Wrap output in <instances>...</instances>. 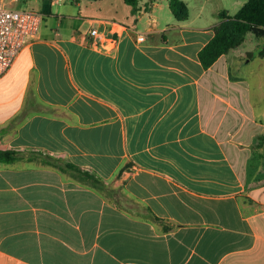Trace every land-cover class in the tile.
I'll list each match as a JSON object with an SVG mask.
<instances>
[{"label":"crops","instance_id":"obj_1","mask_svg":"<svg viewBox=\"0 0 264 264\" xmlns=\"http://www.w3.org/2000/svg\"><path fill=\"white\" fill-rule=\"evenodd\" d=\"M183 1L177 20L164 0H9L43 22L0 77V149L22 152L0 161V264H264V156L245 147L264 110L238 122L214 91L246 36L208 68L198 56L247 0ZM30 92L57 112L10 129Z\"/></svg>","mask_w":264,"mask_h":264},{"label":"trees","instance_id":"obj_2","mask_svg":"<svg viewBox=\"0 0 264 264\" xmlns=\"http://www.w3.org/2000/svg\"><path fill=\"white\" fill-rule=\"evenodd\" d=\"M138 0H126L127 3L135 6ZM153 0H150V2ZM169 6L177 20H184L188 17V6L183 0H168ZM219 23L214 26V35L207 44L199 51L198 56L204 68L210 67L224 53L239 46L248 32L256 37L264 38V0H247L234 14L227 10L218 12ZM252 56L264 57V43L257 53ZM42 110L46 113H56L57 110L50 105L43 103L32 92L28 93L24 106L10 119V129L16 128L33 112ZM257 147L264 145V133L258 136ZM22 153L14 149H0V161H13ZM35 157L41 156L43 162L52 163L61 169L71 170L75 177L86 184L102 190L107 185L106 180L89 171L79 168L70 162H63L61 159L53 158L42 152H30ZM54 159V160H51ZM129 165V164H127ZM123 173L120 168L118 175Z\"/></svg>","mask_w":264,"mask_h":264},{"label":"rangeland","instance_id":"obj_3","mask_svg":"<svg viewBox=\"0 0 264 264\" xmlns=\"http://www.w3.org/2000/svg\"><path fill=\"white\" fill-rule=\"evenodd\" d=\"M167 2L168 0H164ZM191 11L193 12L196 0H188ZM212 3L207 2V6ZM264 43L263 37H256L252 33L246 35L245 41L241 47L235 49V57L230 60V80H218L214 86V91L222 97L228 98L235 106L239 107L244 112V116L238 115L234 109L221 105L224 112L222 116L223 126L231 120L232 117L238 115V122L250 121L254 115L261 113L264 110V63H260V59L253 58L252 53H257ZM233 53H231L232 55ZM229 55V58H231ZM264 62V61H263ZM219 102V101H218ZM220 103V102H219ZM253 108V113L250 112ZM237 118V117H236ZM257 134V138H258ZM257 141V139H256ZM248 152L259 153L264 156V146L254 148L251 145L245 146ZM230 153L234 159L238 158L236 151L232 146L228 145ZM261 157V156H259ZM237 165L240 161L237 162ZM252 163H256L255 161ZM123 179L121 177L110 181V184L120 185Z\"/></svg>","mask_w":264,"mask_h":264},{"label":"built area","instance_id":"obj_4","mask_svg":"<svg viewBox=\"0 0 264 264\" xmlns=\"http://www.w3.org/2000/svg\"><path fill=\"white\" fill-rule=\"evenodd\" d=\"M43 14L33 9L13 7L9 0H0V77L12 66L18 54L39 37ZM97 28L90 35L99 36ZM140 40L144 36H139Z\"/></svg>","mask_w":264,"mask_h":264}]
</instances>
